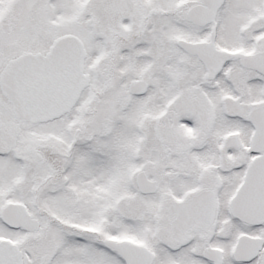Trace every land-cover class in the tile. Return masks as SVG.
<instances>
[{
  "label": "snow or ice",
  "instance_id": "1",
  "mask_svg": "<svg viewBox=\"0 0 264 264\" xmlns=\"http://www.w3.org/2000/svg\"><path fill=\"white\" fill-rule=\"evenodd\" d=\"M0 264H264V0H0Z\"/></svg>",
  "mask_w": 264,
  "mask_h": 264
}]
</instances>
